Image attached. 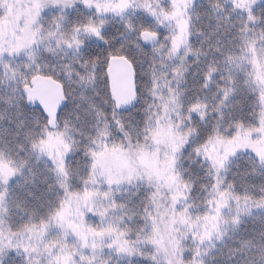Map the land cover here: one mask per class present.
I'll use <instances>...</instances> for the list:
<instances>
[{"label": "snow or ice", "instance_id": "obj_1", "mask_svg": "<svg viewBox=\"0 0 264 264\" xmlns=\"http://www.w3.org/2000/svg\"><path fill=\"white\" fill-rule=\"evenodd\" d=\"M0 264H264V0H0Z\"/></svg>", "mask_w": 264, "mask_h": 264}]
</instances>
